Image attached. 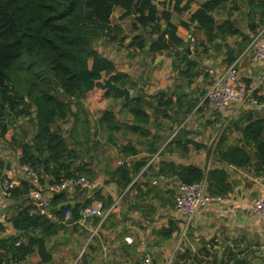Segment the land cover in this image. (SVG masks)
Returning <instances> with one entry per match:
<instances>
[{"label": "trees", "instance_id": "16d2710c", "mask_svg": "<svg viewBox=\"0 0 264 264\" xmlns=\"http://www.w3.org/2000/svg\"><path fill=\"white\" fill-rule=\"evenodd\" d=\"M172 1L176 2L174 9L178 14L188 10L187 6L181 7L184 0ZM246 1L250 8L249 31L256 34L258 28L264 26V0ZM155 2L0 0V137L5 139L11 129L17 128L18 120H27L23 126L19 125L18 133L9 141L12 148L19 149L21 165L33 167L56 183L77 174L93 179L92 169L82 160L92 153L93 138L102 134L105 142L112 145L123 158L146 154V157L132 162L131 166L124 163L114 167L110 164V158H100L105 165L104 172L109 175V182L115 184L121 193L132 188L139 189L142 184L140 180L148 178L145 183L147 191L143 195L139 193L136 209L149 210L141 200L152 192L164 205H174L171 192L165 196L152 183V178L177 179L185 183L206 180L210 195L224 197L230 192L227 174L217 168L206 172L192 165L161 160L159 163L152 162V166L145 169L150 159L158 153L184 157L189 145L202 147L189 139L190 131L186 127L180 129L165 147L169 135L165 138L152 134L149 129L152 122L156 126L164 121L178 125L193 113L200 98L192 99L186 95L183 83L190 84L203 71L191 53L185 51L187 43L179 37L178 27L172 23V14L169 11L160 12ZM116 8L124 10L123 18L133 17L135 26L149 35L148 40L136 38L139 48H147L150 54H170L172 70L182 83L176 84L173 90L160 91L154 97L131 96L128 102H124L118 94H107V97L121 99L122 118L113 109H106L92 122L89 111L82 103L88 93L79 76L81 70L90 69L95 80L114 74V82L118 86L130 90L134 87L128 76L119 72L113 61L96 48L101 39H114L112 16ZM237 9L236 0H209L190 16V22L196 23L204 32L205 38L199 42V46L206 53L211 48L219 50V53H224L228 63H232L251 42L232 20ZM237 35H241L242 41L234 46L228 39ZM205 94L202 93L201 99ZM74 103L76 110L72 109ZM60 123H71V126L64 131ZM129 134L137 139H127ZM99 144L100 141H94V146ZM216 150L223 162L237 168L252 166L256 176H262L264 119L248 111L230 120L216 144ZM3 169L0 160L2 173ZM27 188L25 185L24 195ZM99 193H95L96 198L102 199L107 208L112 199L103 200ZM13 195L16 196L17 191H13ZM87 205L89 202L83 206L69 204L64 191H61L53 196L50 211L61 221L65 219L66 212H70V222L78 226ZM12 223L20 234L18 237L0 239V264H11L15 260H26L36 255L37 238H54L61 227L47 215L27 210L15 216ZM4 231L5 227L0 224V233ZM164 237L169 238L170 233ZM89 249L94 251L88 245L87 252Z\"/></svg>", "mask_w": 264, "mask_h": 264}, {"label": "crops", "instance_id": "0c3cea01", "mask_svg": "<svg viewBox=\"0 0 264 264\" xmlns=\"http://www.w3.org/2000/svg\"><path fill=\"white\" fill-rule=\"evenodd\" d=\"M206 1L209 0H184L181 7H188L184 14H178L175 11V1L156 0L155 2L160 12L169 11L172 14V23L178 27V35L187 45L191 44L192 41L198 44L195 50L190 49L191 56L203 67V71L202 75L193 79L190 84L183 83L186 95L192 99L200 98L193 113L178 125L174 126L170 122L164 121L156 126L152 122L149 129L152 134L161 135L165 138L169 135L164 143L165 147L180 129L186 127L190 131L189 139L194 140L202 147L197 148L193 144L189 145L184 157L178 154L159 155L158 153L150 159L145 169L152 166V162L159 163L161 160L181 165H192L206 172L217 168L227 174L228 183L231 187L230 192L223 197L222 201L210 203L201 209L190 223H187L186 219L175 210V205H164L155 192L141 200L144 207L149 209L147 212L136 209L137 199L140 197L139 193L143 195L147 191L145 183L148 178L140 180L142 184L139 189L132 188L130 191L125 190L121 193L115 184L109 182V175L104 172L105 165L100 162V158H110V164L114 167L124 163L131 166L132 162L146 157V154L123 158L112 145L105 142V146L109 147V150L112 147L116 156L121 158L115 165L114 157L109 150L101 149L96 153L98 149L102 148L99 137L103 138V136L100 134L93 138L90 148L92 153L86 155L82 160L88 163V168L92 169L94 173V178L91 180L96 181L100 186L93 191L76 188L66 190L64 193L69 204L83 206L87 202L89 205H94L96 202L102 201L95 196V193L99 191L103 200L112 199V203L121 198L119 207L110 215L108 220L102 221L97 217L83 218L78 226L70 222V212H66L63 221L57 216L58 219L54 222H58L61 227L57 236L46 240V247L53 256L52 261L46 264H81L80 256L84 251L88 254L90 264H134L139 262L146 253L152 257L154 264H264V221L256 218L251 212L253 203L262 192L259 182L260 176H256L252 166L237 168L223 162L216 150V144L230 120L236 119L248 111L253 112L256 117L264 119V60H259L256 55L257 47L261 41H264V32L260 38L258 37V33L261 30L264 31V26L258 28L256 34H251L249 31L248 14L250 8L248 3L246 0H236L238 9L233 11L234 19L232 20L242 35L250 38L251 42L233 62L238 61L240 75L248 87H256V94L261 102L260 106H254L250 103L243 105L232 103L215 111L206 105L207 109L202 113L200 96L203 92H207L210 85L208 70L213 69L220 73L226 66L233 63L226 62L224 53H219V50L211 48L206 53L199 46V42L205 38L204 32L196 23L190 22V16ZM123 15V9L116 8L114 10L112 16V26L115 29L114 39L103 38L100 41L105 46L125 45V47L130 48L129 50L124 48L120 52V62L109 57L116 65L117 70L126 74L133 82L134 87L131 90V95L154 97L160 91L173 90L176 84L182 82L172 70V57L166 52L150 54L147 48H139L136 38L148 40L149 35L143 37L142 35L146 32L141 34L142 29L135 26L133 17L123 18ZM236 15L245 19L246 27H241L240 20ZM182 23H187L189 26L185 27ZM127 24L131 25L130 31L126 29ZM141 40L139 41L141 42ZM241 41V35L228 39V42L234 46ZM101 51L109 55L108 49L105 48ZM106 54L103 55L107 57ZM144 62H146L147 69L143 65ZM206 66H210V68L207 69ZM94 90L102 92L104 102L100 108L95 111L92 110L90 106L95 101L91 97L89 99L91 91L87 92L88 94L82 103L85 109L89 111L91 121H95L109 106L121 101L114 96L107 97L101 89ZM199 107L200 110H198ZM72 109L76 110L75 103ZM216 114L219 115L217 118H229L227 124L223 125L224 129L221 128L222 124H219V120H215ZM202 118L208 120L207 126V123L198 122ZM60 124L64 131H68L71 126V123ZM172 126L173 129H171ZM215 132L219 134L218 137ZM212 134L213 139L209 137ZM97 140L100 141V144L94 146V141ZM9 141L10 139L7 142L8 146ZM17 154L18 165L14 166L9 164L11 163L10 157H4L0 154V160L4 167L3 173L12 180L15 184L14 191H17L16 196L13 195V192L6 196L0 191V224L5 227V231L0 233V239L19 236L20 232L12 223L15 216L25 210L30 213L36 212V204L27 194L24 195V186L29 188L32 180L24 173L23 165L19 163L20 151H17ZM36 172L40 176L39 186L48 188L49 185L56 183V181H52V178ZM160 179L162 181L158 185L156 184L158 189L162 190L165 196L171 192L174 204V196L179 181L177 179ZM151 181L154 184L155 179L152 178ZM166 233H170L169 238L164 237ZM127 238H131L132 243H129ZM88 245L94 251L89 249L87 252ZM29 260L32 264H45L37 254V249L36 255L30 257Z\"/></svg>", "mask_w": 264, "mask_h": 264}, {"label": "built area", "instance_id": "2783aa9c", "mask_svg": "<svg viewBox=\"0 0 264 264\" xmlns=\"http://www.w3.org/2000/svg\"><path fill=\"white\" fill-rule=\"evenodd\" d=\"M263 30L258 33L260 38ZM190 49L195 50L198 44L191 42ZM257 58L264 60V41H261L256 49ZM210 77L209 88L203 97L201 104H206L212 110H219L232 103L243 105L250 103L254 106H260L261 102L256 96V87L249 88L238 69V61L226 66V68L217 73L215 70H208ZM121 164V163H120ZM24 173L32 180L29 186L27 196L36 204L35 211L40 214L47 215L52 222L57 218L51 211L50 205L53 196L61 191L80 188L85 191L96 190L100 185L86 176L76 175L70 178H62L59 183H53L48 188L39 186V174L28 165L22 167ZM162 179L155 180L154 184L158 185ZM260 185L262 192L253 203L251 208L252 214L264 221V174L260 176ZM15 189L12 180L0 171V191L2 194L9 196ZM120 199L114 201L109 207L105 208L102 201L96 202L84 208V218L97 217L104 221L113 214L119 207ZM223 197L218 195H210L206 180L198 183L179 182L174 196L175 210L180 213L187 223H190L198 214V212L213 202H220ZM132 243L131 238H127ZM11 264H32L29 259L15 260ZM134 264H154L152 257L146 253L143 258Z\"/></svg>", "mask_w": 264, "mask_h": 264}, {"label": "rangeland", "instance_id": "374dc122", "mask_svg": "<svg viewBox=\"0 0 264 264\" xmlns=\"http://www.w3.org/2000/svg\"><path fill=\"white\" fill-rule=\"evenodd\" d=\"M236 17L237 18H239V20H240V25H241V27L242 26H245L246 27V21H245V19L242 17V16H240V15H236ZM235 17V18H236ZM130 28H131V25L130 24H127L126 25V29L128 30V31H130ZM143 33H145L144 31H142L141 30V34H143ZM143 37H148V35H147V33H145V34H143L142 35ZM198 39V38H197ZM96 48L98 49V51L99 52H102L103 54H106L105 52H103V51H101V50H103V49H108V53H109V55H107V57L110 59V57H112L116 62L118 61V62H120L121 61V54H120V52H122V50H124V48H125V50H129L130 48L129 47H125V45L123 46V45H118V47L117 46H113V45H108V46H105V44L104 43H102V41H99L97 44H96ZM131 54H132V52H131ZM130 54V55H131ZM110 56V57H109ZM143 65L145 66V69H147L148 67H147V65H146V62H144L143 63ZM206 68L207 69H209L210 68V66H206ZM90 97H91V99H93L94 101H95V103L93 104V105H91L90 107H91V109L92 110H96L97 108H100L101 106H102V102H104V98L102 97V92H100V90H93V92L91 91L90 92V94H89V99H90ZM202 100H203V98L201 99V102H202ZM104 105V104H103ZM107 109H113L115 112H116V114L119 116V118H122V115H121V113H120V109H121V101L119 102V103H114L113 105H111V106H109ZM202 110H203V112L202 113H204L205 111H206V109H207V106H206V104L204 105V104H202V108H201ZM217 116H219L218 114H216L215 115V117H216V119L215 120H219V124H222V129H224L225 127L223 126V125H225V124H227V122H228V120H229V118H217ZM26 121L27 120H25V119H20V120H18V124H16L17 125V128H13V129H11L10 131H9V133L7 134V136H6V138L4 139V138H1L0 137V154H1V156H4V157H6V156H8V157H10V162L11 163H9V164H12V166H14V165H18V154H17V151L19 152V149H14V148H12L11 146H10V144H9V146L7 145V142H8V139H12V137H13V135H16V133H18L17 132V129L19 128V125H21L22 124V126L26 123ZM93 122H94V120H92ZM208 120L206 119V118H202V120H200V121H198V122H202V124H206V126L208 125V122H207ZM190 122V121H189ZM188 125H189V123H187ZM217 130H218V128H217ZM19 131V130H18ZM215 134H216V136L218 137L219 136V134L217 133V132H215ZM212 136H213V134L212 135H210L209 137H211L212 138ZM216 137V138H217ZM128 138H132L133 140H136L137 139V137H133L132 135H128L127 136V139ZM215 138V139H216ZM213 139V138H212ZM214 139V140H215ZM99 140H101V143H102V148H100V149H98L97 151H96V153L97 152H99V151H101V149H104V150H109V147H107V146H105V138H102V137H99ZM213 140V141H214ZM110 153L112 154V156L114 157V164L115 165H117V162L121 159V158H119V157H117L116 156V152H115V150L111 147L110 148ZM7 176V175H6Z\"/></svg>", "mask_w": 264, "mask_h": 264}, {"label": "water", "instance_id": "95a60500", "mask_svg": "<svg viewBox=\"0 0 264 264\" xmlns=\"http://www.w3.org/2000/svg\"><path fill=\"white\" fill-rule=\"evenodd\" d=\"M185 51L191 53L190 45H187ZM79 76L82 79L86 92L93 91L94 89L103 90L104 94H118L123 97L125 102L131 99V90L128 87H120L114 82L115 75H109L102 77L99 80L93 78V72L90 69H84L79 72ZM37 254L41 258L43 263H49L52 261V253H50L46 247V240L43 237L37 238ZM81 264H90L88 254L84 251L80 256Z\"/></svg>", "mask_w": 264, "mask_h": 264}]
</instances>
